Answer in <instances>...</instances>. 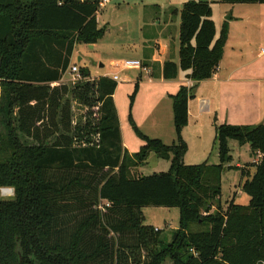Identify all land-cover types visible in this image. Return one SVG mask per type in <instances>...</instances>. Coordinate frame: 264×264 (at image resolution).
<instances>
[{
  "label": "trees",
  "instance_id": "trees-1",
  "mask_svg": "<svg viewBox=\"0 0 264 264\" xmlns=\"http://www.w3.org/2000/svg\"><path fill=\"white\" fill-rule=\"evenodd\" d=\"M100 2L0 0V124L5 128L0 152L6 156L0 161V189H14L10 200L0 193V264H264V124L216 125L220 165L184 162L188 104L195 85L219 70L227 26L217 37L208 4L184 5L180 67L194 86L182 85L170 95L177 142L167 146L145 136L130 117L145 142L130 154L114 103L118 83L92 78L84 69L73 88L62 83L75 46L95 45L105 34L97 21ZM162 75L176 79L178 66L165 62ZM137 92L138 84L132 102ZM70 95L83 105H100L96 119L90 114L75 132ZM231 139L262 155L253 178L242 186L251 198L247 207L234 201L223 207L222 173L231 160ZM152 152L170 162L169 171L133 177L132 170L145 165ZM146 206L179 209L180 227L170 243L144 225ZM194 225L202 229L192 231Z\"/></svg>",
  "mask_w": 264,
  "mask_h": 264
},
{
  "label": "rangeland",
  "instance_id": "rangeland-1",
  "mask_svg": "<svg viewBox=\"0 0 264 264\" xmlns=\"http://www.w3.org/2000/svg\"><path fill=\"white\" fill-rule=\"evenodd\" d=\"M190 1L206 3L211 7V19L215 23L217 37L224 26L228 29V40L224 49L220 66L223 73L236 66L241 70L232 75V82L226 81L228 75L221 74L220 83L209 81L195 85L193 93H199L202 99L210 100L215 110L204 114L201 119L191 118V125H187L182 132L187 145L184 158L186 165H220L216 143V125L228 124L232 126H257L264 124V4L256 3H228L222 0H110L105 8H99L97 21L99 28H105L102 40L95 48L84 43L75 46L71 64L88 71L92 78L118 75L120 81L116 89L114 100L118 111L122 143L128 147L130 154L141 150L145 142L135 132L130 117L137 129L151 139H159L170 146L177 142L174 126L173 101L169 95L178 92L176 85L171 91L164 81L152 78L149 81L145 73L147 70L124 69L122 64L130 60H143L137 51L144 41V33L148 39L162 46H169L172 60L178 66V75L174 80L177 84L181 79L186 80V72L180 67V25L181 10ZM178 10L177 14L175 10ZM144 26L146 29L144 30ZM80 59V60H79ZM114 62V66L113 63ZM152 72V68H151ZM65 73L62 80L72 88L78 81ZM237 79H252L253 84L240 82ZM165 80V79H164ZM234 80L239 81L235 83ZM168 81V80H165ZM138 84V92L132 102ZM194 86V85H193ZM4 87L0 79V97ZM67 98V97H66ZM73 113V131L83 128L90 118L96 119L95 111L99 103L93 106L77 102L69 96ZM66 100V99H65ZM48 114V112H47ZM91 119L92 125L96 124ZM17 120V118H16ZM18 125V123H17ZM5 128L0 124V138L4 137ZM98 140V135H93ZM28 139V143H32ZM231 160L226 162L222 173V202L234 201L240 206L250 205V196L243 191V184L251 180L256 172V163L261 154L252 151L250 144L241 145L235 140L228 141ZM6 158L0 152V161ZM170 169V162L160 159L152 152L145 165L132 170L133 177L151 176L166 173ZM117 172V171H115ZM243 172H245L243 176ZM84 175V174H83ZM3 190H12L9 195H3ZM80 194L84 190H78ZM1 198L10 200L14 197V189L4 187L0 189ZM144 225L160 232L161 242L170 243L173 234L180 227V211L178 208L146 206L142 208ZM83 216H80L81 219ZM192 226V231L201 230ZM130 236L127 239L130 241ZM158 244L156 249L160 250Z\"/></svg>",
  "mask_w": 264,
  "mask_h": 264
},
{
  "label": "crops",
  "instance_id": "crops-1",
  "mask_svg": "<svg viewBox=\"0 0 264 264\" xmlns=\"http://www.w3.org/2000/svg\"><path fill=\"white\" fill-rule=\"evenodd\" d=\"M79 1L83 2V1H89V0H79ZM109 4H110V2H109ZM177 12H178V10L176 9L175 13L177 14ZM97 18H98V16H97ZM145 29H146V26H144V30ZM144 37H145L144 41L142 42L141 45H139V47L137 48V51L140 53V55L142 54L143 60H140V61H142L143 64H146L147 66L149 65L152 68V72H151V68L148 66L150 68V73H145V75L148 76L149 81H152L151 80L152 78H154V79L156 78L159 81H164V83H166L165 85L168 86V88L171 91H173L175 89L174 85H176L178 87V89L182 85H188V87H192L194 85V83L191 82V81H187V80H182L181 79L177 84H174L175 82H173V81H165L164 80L163 75H162L163 66H164L165 62H169V61L173 62L172 60H170V58L172 56L171 49H169L168 45L162 46L160 44H157L156 42H154V45H151V43L154 41V39H153L154 37L152 39H148V36L145 33H144ZM90 46H91V48H95L96 44L95 45H90ZM262 55H264V51L262 52ZM112 63H113V66H114V62H112ZM241 68H242L241 66H236L235 68H233L231 66V68H229L228 70H225L226 72L223 73L222 67L219 66V70L213 76V78L209 79L207 81H203V82L208 83L209 81H211V82H215V83H220L221 81H223L222 77H223L224 74L228 75V78L226 77L225 80L226 81L229 80L230 82H232V80H231L232 79V75L235 74L236 72L240 71ZM222 73H223V75L221 76ZM186 76H187V72H186ZM237 80H239L240 82L243 81V82L249 83V84H253V82H254L252 79H237ZM237 80H234V82L238 83L239 81H237ZM201 83L202 82H200L199 84H201ZM197 90L198 89H196V93H195L194 98L190 99L189 104H188V114H189L188 125H191L190 124L191 123V118L198 120V119H201L204 114H206V113L210 114V113H212L215 110V107L213 106V103L210 100L202 99L200 97L199 93H197L198 92ZM173 92H175V91H173ZM114 103H115V100H114ZM115 106H116V104H115ZM187 127H185V129ZM185 129H184V131H185ZM123 146L128 151V147L124 143H123ZM259 159H261V158H259Z\"/></svg>",
  "mask_w": 264,
  "mask_h": 264
},
{
  "label": "built area",
  "instance_id": "built-area-1",
  "mask_svg": "<svg viewBox=\"0 0 264 264\" xmlns=\"http://www.w3.org/2000/svg\"><path fill=\"white\" fill-rule=\"evenodd\" d=\"M110 0H101L99 4V8H105L109 4ZM122 67L124 69H137V70H147L146 67H144V64L142 61L139 60H130L126 61L125 63L122 64ZM68 74L72 76L73 81H78L80 79V68L77 65H71L70 68L68 69ZM110 79L113 81L119 83L120 78L118 75H113V76H108Z\"/></svg>",
  "mask_w": 264,
  "mask_h": 264
},
{
  "label": "bare ground",
  "instance_id": "bare-ground-1",
  "mask_svg": "<svg viewBox=\"0 0 264 264\" xmlns=\"http://www.w3.org/2000/svg\"><path fill=\"white\" fill-rule=\"evenodd\" d=\"M12 193V190H3V195H9Z\"/></svg>",
  "mask_w": 264,
  "mask_h": 264
}]
</instances>
